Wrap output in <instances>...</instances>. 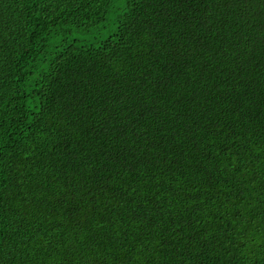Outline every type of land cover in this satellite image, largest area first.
<instances>
[{
    "label": "trees",
    "instance_id": "1",
    "mask_svg": "<svg viewBox=\"0 0 264 264\" xmlns=\"http://www.w3.org/2000/svg\"><path fill=\"white\" fill-rule=\"evenodd\" d=\"M0 264H264V0H0Z\"/></svg>",
    "mask_w": 264,
    "mask_h": 264
},
{
    "label": "rangeland",
    "instance_id": "2",
    "mask_svg": "<svg viewBox=\"0 0 264 264\" xmlns=\"http://www.w3.org/2000/svg\"><path fill=\"white\" fill-rule=\"evenodd\" d=\"M119 7L121 6L119 5ZM115 18L116 15L113 14L104 24L98 27L90 28L88 31H82L80 29L74 28L70 29V31L67 33V37L83 43H95L108 33L114 31L115 27L117 26Z\"/></svg>",
    "mask_w": 264,
    "mask_h": 264
}]
</instances>
